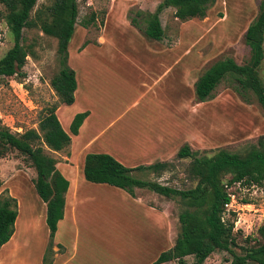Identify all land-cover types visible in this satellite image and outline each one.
<instances>
[{"label":"rangeland","instance_id":"obj_1","mask_svg":"<svg viewBox=\"0 0 264 264\" xmlns=\"http://www.w3.org/2000/svg\"><path fill=\"white\" fill-rule=\"evenodd\" d=\"M160 1L77 0L78 15L68 50L69 53L71 50L76 53L87 45L99 46L98 40L101 43L100 39L106 38V43L99 49L100 51L137 54L157 52L183 59L184 84H177V92L178 94L180 90L183 92L185 105L175 111V116L184 126L176 140L173 133H170L172 129L169 126L168 133L171 137L169 140L167 138V144H164V141L159 148L160 152H163L162 161L166 162L167 166L159 171H133L132 175L185 189L194 186L195 180L188 174V166L192 159L177 157L181 146L188 145L195 156L211 155L221 148L240 152L250 144H255L260 135H264V111L254 97H249L250 99L246 101L237 94L233 82L228 80L220 82L212 96L202 102L197 101L194 94V82L216 59L230 56L239 64L248 59L250 49L243 35L258 13L260 0H215L205 17L185 21L174 16L173 7L164 8L159 14L164 35L161 40H155L148 38L143 32L145 24L143 14L154 12ZM43 3L47 4L48 0H38L35 9ZM132 18L136 20V25L133 24ZM23 36L25 44L31 45L32 53L27 56L24 66L17 75L0 77V125L7 126L17 133L29 128H37L39 118L46 107L61 104L50 84L51 78L59 68L56 38L44 34L39 28L24 29ZM12 44L13 37L4 21V7L0 4V58ZM70 55L69 65H74V55L71 58ZM127 68L128 71L124 69L118 71V75L123 77V80L127 78L131 84H125L127 87L125 90L128 92L121 97L117 112L126 109L124 119L126 117H136L138 120L161 118L164 109L160 96L153 100L149 99L151 95L136 99L140 90L136 77L139 72L134 67ZM258 71L264 82V59ZM123 89L121 87L120 91ZM117 94L119 95V91ZM80 108L79 100L74 105L62 104L59 116L62 126L67 131L73 116L81 111ZM170 109L171 107L168 112ZM44 148L46 149L45 145ZM50 153L60 164L61 170L68 167L67 164L76 165L77 160L69 162L66 158L69 156V146L59 152ZM78 174L79 169L76 168L75 177ZM81 176L83 177L82 164ZM34 177L35 171L24 156L15 151L0 156V194L7 190L17 199V203L19 200L21 202V208L18 205V212L21 209V214L15 223L16 234L11 237L12 241H8L7 248H3L0 252V264L42 263L49 241V229L45 222V211L44 217L42 214L43 206L36 201L37 196L34 195L32 182ZM86 184L93 188L109 187L113 191H125L107 184L96 186L88 181ZM232 189L234 195L227 209L233 211L234 215L228 212L225 217L234 220V234L240 248L236 247V251L239 252L242 247L254 245L258 240L257 229L264 222V186L243 188L235 185ZM135 195L140 196L147 205L162 211L166 226V236L162 235V238L166 242L167 249L170 248L179 231L178 213L182 208L181 204L176 199L157 194L147 188L137 189ZM96 196L97 194L90 196L95 204ZM246 197L251 203L241 202ZM108 200L106 195L99 193V259L105 261L110 256L112 245L120 244L128 247L146 238L145 235L149 233L148 219L144 215L137 214V218L125 217L121 211V208L125 207L124 202L120 201L122 204L118 205L116 200L115 202ZM42 217V223L34 226L35 218L37 220ZM118 222L120 233L113 236L111 227L117 226ZM95 224V213L87 212L84 206L77 205L76 223L71 220L66 221V216L58 223L52 242L53 254L63 249L71 250L73 245L95 246L97 239L94 232ZM141 235H143L142 239H140ZM59 245L63 249L59 248ZM16 250H18L17 254ZM186 260L191 262L193 257L188 256ZM230 260L229 253L216 250L204 263L230 264ZM164 264L177 263L169 261Z\"/></svg>","mask_w":264,"mask_h":264},{"label":"trees","instance_id":"obj_2","mask_svg":"<svg viewBox=\"0 0 264 264\" xmlns=\"http://www.w3.org/2000/svg\"><path fill=\"white\" fill-rule=\"evenodd\" d=\"M37 2L0 0L4 7V21L13 37L12 46L0 58V77L18 74L27 56L32 53L31 45L24 42V29L39 28L57 40L59 68L50 84L59 103L70 105L74 101L76 80L74 70L67 63L68 44L76 25L78 2L48 0L47 4L43 3L35 9ZM214 3L215 0H161L154 12L143 14V32L149 38L162 39L164 30L159 14L164 8L173 7L174 16L185 21L205 17ZM132 22L136 25L134 18ZM243 36L250 49L248 59L242 64L230 56L213 61L194 82L197 101L210 98L217 85L228 80L234 83L233 88L237 94L246 101L254 97L264 111V82L258 71L264 59V0H260L258 13ZM57 107V104L46 107L37 128L17 133L0 125V156L15 151L25 157L35 171L32 179L35 191L46 204L45 222L49 229V241L41 264H52V242L57 224L63 218L65 193L69 184L57 169L56 158L50 153L63 150L71 139L56 115ZM87 115L88 111H84L73 116L69 125L72 134H77ZM177 157L192 159L188 174L195 180L194 186L179 189L158 181L136 178L132 175L133 171H159L167 163L127 167L107 153H87L84 157L83 176L90 182L121 188L131 196L135 195L136 187L147 188L179 201L182 208L178 213L179 231L174 244L162 251L151 264L169 261L177 264H205L206 258L216 250L229 253L230 264H264V222L257 229L256 243L242 247L238 252L234 220L225 217L228 212L234 215L233 211L227 209L234 195L233 186H264V135H260L255 144H250L240 152L221 148L211 155L195 156L188 145H183ZM241 202L247 204L251 200L246 197ZM17 214V199L4 190L0 194V248L13 235ZM59 248L63 249L60 245ZM188 256L193 257L191 262L186 260Z\"/></svg>","mask_w":264,"mask_h":264},{"label":"crops","instance_id":"obj_3","mask_svg":"<svg viewBox=\"0 0 264 264\" xmlns=\"http://www.w3.org/2000/svg\"><path fill=\"white\" fill-rule=\"evenodd\" d=\"M102 39H100L101 43L98 40L99 46L87 45L76 53L72 50L69 53L68 50V65L69 55L71 54L70 58L74 55V65L69 66L74 70L76 80L74 101L70 105L76 104L79 100L81 105L80 112L88 111V115L84 118L75 135L62 126L71 138L68 145L69 156H66V158L69 162L77 160L76 165L67 164L68 167L61 170L60 164L56 163L57 169L69 183L65 193L63 217L66 216V221L71 220V222L76 223L77 205L80 207L84 206L87 212H94L96 219L94 230L97 238L96 245L92 247L86 244L81 247L73 245L71 250L55 251L52 264H151L162 251L167 250L166 242L162 238V235L163 237L166 236V226L163 222L162 211L147 205L140 196H131L125 191H113L109 187H90L86 184L87 180L85 178L82 179L84 176H81V164L83 174L84 157L87 153H107L127 167L149 165L157 161L164 162L161 158L163 152H160L159 148L164 141V144H167L166 140L167 138L168 140L170 139L172 133L176 140L184 126L182 122L176 120L175 111L185 105L183 92L181 90L179 94L177 92V84H184L185 65L182 58L167 53L146 52L137 54L121 51H100L99 49L106 43V38ZM107 41L110 43L108 39ZM112 42L113 39L111 44ZM91 47L92 50L90 51ZM77 59L79 60V65L77 64ZM130 66L139 72L136 77L139 81L140 90L136 99H143L147 95H151L149 99L153 100L160 96L161 105L164 109L161 118L158 117L156 120H138L136 117H126L124 119L123 117L126 115L127 110L120 111V113L117 112L121 97L128 92L125 90L127 89L125 84H131L127 78L123 80V77L118 75V71L121 69L128 71L127 67ZM121 87L124 88L122 91H120ZM118 91L119 95L117 94ZM177 100H179L178 103ZM169 107L171 109L168 112ZM61 110L62 104L58 105L56 109V115L62 125V120L59 116V111ZM169 126L172 129L171 134L168 133ZM168 135L169 137H167ZM76 168L79 169V176L76 175L75 177ZM92 183L96 186L97 184H106ZM137 189L139 188L136 187L134 189L135 193ZM99 193L106 195L109 199L108 201L115 202L116 200L118 205L122 204L120 201H123L125 207H122L121 211L125 214V217L132 216L137 218V214L144 215L148 219L149 226V233L145 235L146 238L141 235L140 239H143L139 240L138 243L131 244L128 247L120 246V244L112 245L110 256L106 261L99 259ZM94 194H97L95 197L97 198L96 204L90 198ZM34 195L39 198L35 197L36 201L43 206V217L44 211L46 216L45 202L41 200L36 191ZM37 202L36 204H38ZM18 205L21 208L20 200ZM19 211L17 214L18 219L21 209ZM43 217L37 220L35 218L34 226L37 223L40 225ZM116 224L117 226L111 227L113 236L120 233L119 222ZM133 232L135 233V231ZM14 234H16L15 230L11 236L12 238ZM134 236H136V233ZM9 240L12 241L11 238ZM54 243L59 244L57 242ZM8 245L9 242L5 243L0 248V252L3 248H7L6 246ZM18 250H16V254ZM21 264H24V262Z\"/></svg>","mask_w":264,"mask_h":264}]
</instances>
